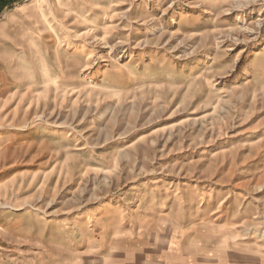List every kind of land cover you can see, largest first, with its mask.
Returning <instances> with one entry per match:
<instances>
[{
	"label": "rangeland",
	"instance_id": "obj_1",
	"mask_svg": "<svg viewBox=\"0 0 264 264\" xmlns=\"http://www.w3.org/2000/svg\"><path fill=\"white\" fill-rule=\"evenodd\" d=\"M136 250L264 264V0L0 15V264Z\"/></svg>",
	"mask_w": 264,
	"mask_h": 264
},
{
	"label": "crops",
	"instance_id": "obj_2",
	"mask_svg": "<svg viewBox=\"0 0 264 264\" xmlns=\"http://www.w3.org/2000/svg\"><path fill=\"white\" fill-rule=\"evenodd\" d=\"M14 2L0 0V15L14 6ZM125 263L121 264H221L218 259L196 260L180 256L168 251L148 253L146 251L136 250L125 255ZM120 263V262H119Z\"/></svg>",
	"mask_w": 264,
	"mask_h": 264
},
{
	"label": "built area",
	"instance_id": "obj_3",
	"mask_svg": "<svg viewBox=\"0 0 264 264\" xmlns=\"http://www.w3.org/2000/svg\"><path fill=\"white\" fill-rule=\"evenodd\" d=\"M8 1H11V2H14V3H17V2H21V1H29V0H8Z\"/></svg>",
	"mask_w": 264,
	"mask_h": 264
}]
</instances>
